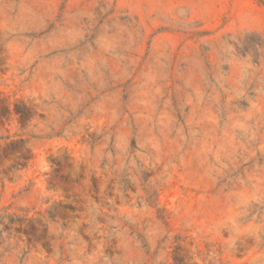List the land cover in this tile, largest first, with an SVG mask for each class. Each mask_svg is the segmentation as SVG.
Masks as SVG:
<instances>
[{
	"label": "rangeland",
	"instance_id": "374dc122",
	"mask_svg": "<svg viewBox=\"0 0 264 264\" xmlns=\"http://www.w3.org/2000/svg\"><path fill=\"white\" fill-rule=\"evenodd\" d=\"M264 0H0V264H264Z\"/></svg>",
	"mask_w": 264,
	"mask_h": 264
},
{
	"label": "trees",
	"instance_id": "16d2710c",
	"mask_svg": "<svg viewBox=\"0 0 264 264\" xmlns=\"http://www.w3.org/2000/svg\"><path fill=\"white\" fill-rule=\"evenodd\" d=\"M236 48L239 53L245 55L246 53H251L252 57L256 58L260 54L258 53L259 49L264 48V41L263 40H255L251 42H240V44L236 45Z\"/></svg>",
	"mask_w": 264,
	"mask_h": 264
}]
</instances>
